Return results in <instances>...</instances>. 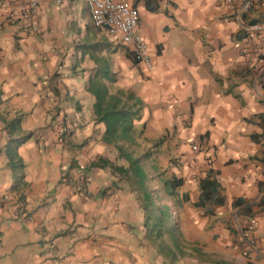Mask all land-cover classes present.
Wrapping results in <instances>:
<instances>
[{"label": "clouds", "instance_id": "9594fccd", "mask_svg": "<svg viewBox=\"0 0 264 264\" xmlns=\"http://www.w3.org/2000/svg\"><path fill=\"white\" fill-rule=\"evenodd\" d=\"M262 56L264 0H0V264H264Z\"/></svg>", "mask_w": 264, "mask_h": 264}, {"label": "crops", "instance_id": "0c3cea01", "mask_svg": "<svg viewBox=\"0 0 264 264\" xmlns=\"http://www.w3.org/2000/svg\"><path fill=\"white\" fill-rule=\"evenodd\" d=\"M261 59H264V56H262ZM204 135H210V133H205ZM201 138H203V137H201ZM252 139L256 140L255 134H253ZM249 159H253V157H249ZM226 163L230 164V163H232V161L228 160V161H226ZM244 167H247V165H245ZM258 167H259V165H258ZM261 176H264V174L258 175V182H259L260 186H264V178H260ZM241 200H242V198H241ZM249 211H251V210H249ZM193 214H196L195 210H194Z\"/></svg>", "mask_w": 264, "mask_h": 264}]
</instances>
